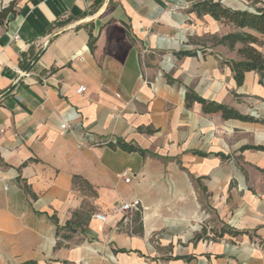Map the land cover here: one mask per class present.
Masks as SVG:
<instances>
[{
	"label": "crops",
	"instance_id": "crops-1",
	"mask_svg": "<svg viewBox=\"0 0 264 264\" xmlns=\"http://www.w3.org/2000/svg\"><path fill=\"white\" fill-rule=\"evenodd\" d=\"M16 3L0 25V264H264V151L242 150L264 123L186 104L191 90L264 121V77L238 86L243 44L220 43L248 33L264 54V36L186 0ZM134 199L147 210L114 211ZM205 206L242 234L213 239Z\"/></svg>",
	"mask_w": 264,
	"mask_h": 264
},
{
	"label": "trees",
	"instance_id": "trees-1",
	"mask_svg": "<svg viewBox=\"0 0 264 264\" xmlns=\"http://www.w3.org/2000/svg\"><path fill=\"white\" fill-rule=\"evenodd\" d=\"M192 4L191 11L195 12L198 16L210 15L214 20L221 22L225 25H232L237 29H250L262 36H264V2L260 0H254L255 4L259 7L255 13L242 10H233L222 4L221 0H186ZM16 14L14 8V2H11L9 6L0 10V25H3L9 16ZM241 42L243 47L239 50V54L242 56L241 61H228L227 64L234 73V78L238 86L244 83L245 75L248 72H258L261 78L264 77V54L260 52L255 45L261 44V42L255 36L248 33H229L220 39V43L229 46L230 49H234L235 45ZM93 42L91 43V49L93 48ZM185 56H190L191 53H183ZM194 102L201 104L202 110L205 114L221 113L225 120L236 119L243 122H261L264 121L255 119L249 115H243L239 111L228 107L224 104H219L214 101H208L200 97L195 92L189 90L186 93V104L190 107ZM121 148H126L129 151H140L135 147H127L120 145ZM262 150L264 146H245L242 150ZM224 234H230L232 236H238L242 233L226 226L223 229Z\"/></svg>",
	"mask_w": 264,
	"mask_h": 264
},
{
	"label": "built area",
	"instance_id": "built-area-1",
	"mask_svg": "<svg viewBox=\"0 0 264 264\" xmlns=\"http://www.w3.org/2000/svg\"><path fill=\"white\" fill-rule=\"evenodd\" d=\"M86 91V87L85 86H80L78 88V93L79 94H82ZM60 128L63 130V131H67V130H71L72 128V125H71V122L69 121V119H65L63 121V123L60 124ZM84 146V143H79L78 144V148H82ZM94 145H90L89 147L92 148ZM130 181V177L126 178L125 179V182L129 183ZM140 210H147V208L143 207L142 206V202L140 199H134L132 201H129V202H121L119 205H117L115 208H114V211L117 212V213H122L124 216H127V215H130L134 212H138ZM94 217L102 222H105L106 219H107V216L106 215H103V214H96L94 215Z\"/></svg>",
	"mask_w": 264,
	"mask_h": 264
},
{
	"label": "rangeland",
	"instance_id": "rangeland-1",
	"mask_svg": "<svg viewBox=\"0 0 264 264\" xmlns=\"http://www.w3.org/2000/svg\"><path fill=\"white\" fill-rule=\"evenodd\" d=\"M16 1L17 0H0V10L4 7L9 6V4L11 2H14V8H16V6H17ZM203 204H204V202H203ZM205 207H206V210L212 214L211 217H209L207 219V221H208L207 222V228L212 233L213 239L217 240V238H219L221 236V234L223 233V229H225L226 226H224L223 224H220V222L217 221V218L214 216L213 211H210L207 206H205ZM227 236H228V239L231 238L230 242H233L232 239H234L235 237H233L230 234H227Z\"/></svg>",
	"mask_w": 264,
	"mask_h": 264
}]
</instances>
